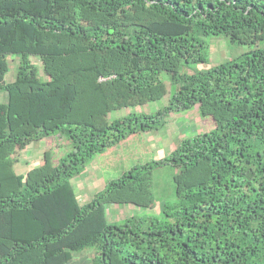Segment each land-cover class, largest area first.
<instances>
[{
    "label": "trees",
    "instance_id": "1",
    "mask_svg": "<svg viewBox=\"0 0 264 264\" xmlns=\"http://www.w3.org/2000/svg\"><path fill=\"white\" fill-rule=\"evenodd\" d=\"M212 36L249 49L192 70L210 63ZM2 92L0 264H70L86 251L89 264H264V0H0ZM195 107L211 129L161 158L131 157L80 200L73 179L89 164L110 154L121 165L137 142L148 152L145 134ZM59 135L57 161L46 149L15 170L30 144ZM165 166L175 190L155 213ZM111 205L137 209L116 219Z\"/></svg>",
    "mask_w": 264,
    "mask_h": 264
},
{
    "label": "rangeland",
    "instance_id": "2",
    "mask_svg": "<svg viewBox=\"0 0 264 264\" xmlns=\"http://www.w3.org/2000/svg\"><path fill=\"white\" fill-rule=\"evenodd\" d=\"M211 43L212 48H214L213 53L210 56V63L199 65V66H192V70L195 68H207L213 64H217L220 62V60H225L228 58L235 57L239 55L241 52L248 50L249 47L246 45H238L236 43H232L227 37L220 36V37H211ZM12 71L10 73V77L12 78L15 73V69L17 68L19 58L13 57L12 59ZM35 61L39 62L37 58H35ZM40 65V63H37ZM41 67V66H40ZM41 73H43V70H41ZM163 80L167 84V86L170 88L171 86V79L167 73L163 74ZM167 95L164 99L157 101V102H150L143 106L137 107V111H156L159 108H162L168 101ZM7 100V96L5 93H0V102H5ZM129 109L121 110L117 112H112L111 118H113L117 114H123L127 113ZM168 124L166 127L161 128L157 131L150 132L149 134H145L143 137V140L145 143L150 145V150L148 152H144L145 149L143 148L142 144L137 142L134 147H138L137 149H130L128 152V149H125L127 151L126 155L120 157V161H122L121 165L113 166V168H110L112 166V161L110 159V154H106L105 157H109L108 160L102 161L100 163V157L95 160L97 163V172L101 176H103V180L105 182L116 178L122 174L123 171V165L128 166L132 163H129V160L131 157L133 160H136L137 158H142L141 160H146L149 157L152 158H161L165 155H167L173 148H175L177 142L181 139L183 136H189L191 134H195L199 131L211 129L214 126V123H205V120H203L199 115L198 107H195L192 110H188L185 112H179V113H172L171 116L168 119ZM63 135H59L58 137H49L41 142H34L23 154H19V157L21 159H24V163H27V160H31L32 162H35V158L37 155V149L39 147H43L46 149H53L55 151V161L59 159V157L64 153V151L68 147V142L64 141ZM139 148H142L143 150L139 151ZM33 151V152H32ZM123 151V152H125ZM152 151V154H149V152ZM32 152V153H31ZM122 152V153H123ZM29 155L31 158H27L28 156H25L24 154ZM142 153V154H141ZM23 156V157H22ZM135 158V159H134ZM35 159V160H34ZM33 160V161H32ZM38 160V159H37ZM41 160L38 164H41ZM94 162V163H95ZM95 163V164H96ZM23 166L20 163L15 164V170L19 172ZM89 170L92 169V164H89L87 166ZM87 169V170H88ZM85 172V171H84ZM84 172L73 179V182L75 184V188L77 189L79 198L81 201H89L92 194L95 192V190H100L102 188L103 181H99V179L92 181V179L89 176H84ZM174 174H175V168L171 166H165L162 168H158L154 171L153 175V190L155 192L156 198H157V204L155 207V210H152V212H159L160 211V200H166L171 199L174 190H175V181H174ZM92 189V194L90 193ZM110 212L113 216V218H123L125 216L133 214L137 208L132 206H117L112 205L110 207ZM118 221H122L119 219ZM91 252L86 251L82 254H79L72 264H89L91 261Z\"/></svg>",
    "mask_w": 264,
    "mask_h": 264
},
{
    "label": "crops",
    "instance_id": "3",
    "mask_svg": "<svg viewBox=\"0 0 264 264\" xmlns=\"http://www.w3.org/2000/svg\"><path fill=\"white\" fill-rule=\"evenodd\" d=\"M33 144V143H32ZM32 144H30L29 145V147L32 145ZM28 147V148H29ZM27 148V149H28ZM46 150V148H41V147H39V149H37V155H36V160H35V162H32L31 163V160L29 159V160H27L26 159V161H27V163H24V159H21L20 158V160L17 162V163H20L23 167L22 168H20L21 170H19V173H26L32 166H35L37 163H39V161L42 159V154L44 153V151ZM26 150H23L21 153H20V155L21 154H23L24 152H25ZM33 152V151H32ZM31 152V153H32ZM25 156H28L27 158H31L29 155H27L26 153L24 154ZM23 157V156H22ZM38 159V160H37ZM33 161V160H32ZM95 162V160L91 163L92 164V169L91 170H89L88 168H86V170H85V172H84V176H89L91 179H92V181L94 182V180H96V178L97 179H99V181L101 182V181H103V185H102V188H104V186H105V184H106V182L103 180V176H102V173H101V176L98 174V172H97V170L99 169L97 166V163L95 164L94 163ZM98 168V169H97ZM88 169V170H87ZM81 176H83V175H81ZM96 177V178H95ZM75 185V184H74ZM101 188V189H102ZM100 189V190H101ZM77 190V189H76ZM96 191H98V190H95V192ZM94 192V193H95ZM90 193L92 194V189H91V191H90ZM93 193V194H94ZM91 199V198H90ZM86 202V201H85ZM111 207H112V205H111ZM111 209V208H110ZM77 257V256H76ZM75 260V259H74ZM73 263V261L70 263V264H72Z\"/></svg>",
    "mask_w": 264,
    "mask_h": 264
}]
</instances>
